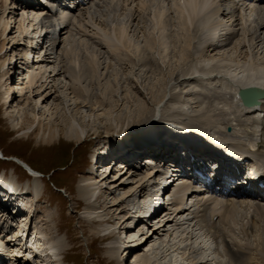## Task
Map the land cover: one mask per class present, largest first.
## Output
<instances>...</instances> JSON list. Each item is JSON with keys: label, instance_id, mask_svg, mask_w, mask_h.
Here are the masks:
<instances>
[{"label": "rangeland", "instance_id": "obj_1", "mask_svg": "<svg viewBox=\"0 0 264 264\" xmlns=\"http://www.w3.org/2000/svg\"><path fill=\"white\" fill-rule=\"evenodd\" d=\"M3 1L6 0H0V64L2 61H4V59H6L4 71L7 73L4 75L5 77H1L2 69L0 68V148L10 158L16 159L17 161H27L33 167L37 168L41 172L46 173L45 176L38 178V182L35 183L37 187L42 189L44 187V192L41 201L35 202L34 204L35 213L33 214L29 225L27 224V227L31 226V230L28 227L30 233L38 231L41 232L42 237H55V239H50V245L53 247V251L56 254L55 258H58V260L51 264H144V262L141 260V256L154 245L155 247H158L157 252L158 256L161 257L162 263H171L177 258H179L180 261H183L181 256H183L185 249L182 248V250L179 249L180 251L177 250L178 247L175 248V245L177 244H182V247L183 245L186 246L189 244L190 247L193 246L194 248H197V252H193L192 248L190 247L189 250L191 251L186 250V257L187 254L188 256L190 255L188 259L191 257L201 258L206 255V258L211 256V258L216 259L218 257V259L221 258L223 261L225 260V262H229L228 258L224 257V246L222 245L219 247L214 242V240L211 241L210 239H206L204 240V243H199L201 242V239L198 235L196 238H190L189 240H186L187 236L182 234L183 229L180 228L182 220L179 222V219H176L178 222L175 220L173 223V228L176 226V222L179 224H177L179 227L176 226V228L179 230H176V228H168L170 225L165 227L161 226L159 229H157L158 233L153 236L151 241L149 240L146 243L138 242L144 241L146 239L150 227L154 229V226L158 225H154V223H152V226H150V223L146 225V220H141L140 223H137V220L139 219H137L135 216V214L138 213L136 210L145 212V208L139 209L138 207L140 202H144V200L146 201V199L149 198L148 194H143L144 191L145 193L148 192L149 187L147 190H143L141 196H138L137 193L135 194L134 191L132 192L131 202L128 203L127 201L121 206V208L126 206L127 210L130 207L129 211L124 214L120 213V207H113L111 208L112 210L110 209L108 212L97 207L94 208L93 206L92 209L90 205L95 203L94 199L91 198V204L87 205V199L78 197L77 186L78 184L88 181L87 178L90 177V172L87 170L89 162L88 160L90 159V154L97 145L100 146V152H104V154L100 155L97 153V160L100 159L99 163L101 165L97 166L96 168L100 170L102 169L101 166L104 167L106 163H108L109 159H111L112 155H114L111 153L112 150L110 148L108 149L106 146L111 140L110 134L114 133L115 131H119V129L124 125H134L140 121L153 123L154 119L151 117L155 116L156 114L160 115L159 123L155 122L156 125L163 124V122L161 123V120L164 119H169L171 122L174 119H181V117H184V119H189L188 115L192 117V121H196L197 123V120L203 121V119L200 118V114H205L204 112L206 111L216 121H222V123L232 125L233 130L231 133L233 134H253L255 130L250 126H236L238 123H243L245 120L247 121L252 119L249 114H246L241 107V110L239 111L238 108H234L233 105H228L223 97L225 96L224 94L216 93L218 94L217 99L214 96L213 99H205V97H202L199 92V82L201 81L200 78L196 77V81L192 78L197 76V73H189L194 66H198L200 69L202 68L200 66L208 65L207 62H210L212 67L219 66L220 68L224 64L230 66L234 64L232 67L233 69L236 68L235 70L228 68L222 69L232 71L236 75H234V78H239V69L243 64H245V62L248 61L247 58L244 57L246 53L251 50V48L252 51L254 50L258 53H255L254 56H256V58L258 57L260 61L264 62V43L259 44L258 41H256L257 31L260 29L262 30V26H258L256 20L264 19L263 7L257 11L258 17L254 18L253 22L251 17H244L242 25V38H238L236 35L231 34V39L229 40V45L227 48L221 52H215L219 55H216L213 58H203V55L199 53V48L196 50L195 47L192 48V46H189L191 43V35L188 32V28L187 32H184L183 34L184 40L186 42L182 40V38L177 39V33L176 37H173L172 35L173 30L176 28L173 22L176 20L174 14L177 11V9H173L172 6H176L175 4L180 2V0H173L174 5L171 2L170 5L168 0L157 1L159 4L154 5L153 8H157L155 9L156 12L161 9L160 7H165L168 10L167 12H164L165 15L163 29L161 26H155L157 24H155V18L152 14L150 17L147 16L148 19L145 16H141L142 18L137 16V19H134L133 14L135 12L140 11L143 14L144 10H142V5L144 4V0H117L115 6L118 10L116 12L117 15L115 14L116 16L114 17L115 20L113 19L114 21L111 20L112 16L110 17L107 15V9L104 8V6L99 7L98 9L100 12H97L98 9L85 4L79 7L75 11V14L73 12L71 15H69V23L67 22L68 28L64 33H61V30L56 27H49L47 28L49 29V33L47 35H40L41 39L42 37H45L43 38L44 40L42 45L44 46V41L45 44H47L43 50L44 52L53 53L54 51L51 50L49 44L51 42L53 43L54 41H57V50H55V54H49V59L47 61H57V57H59L61 60L59 61L58 59L59 63L51 62V64H49L50 62H46L41 64L42 68H38L41 66L39 65V62L43 61L41 60V55H38L39 53L34 52L30 58H26L25 49L26 45L28 44L27 41L30 39V35L33 34L31 29H35L34 33H36V35H34V37H36L37 33L39 32V29L36 30L37 27L35 28L31 25L34 22L32 21L33 17L36 18L39 14L32 15L28 12V10L23 11L22 6H20L19 9L16 7L11 8L13 3L8 2L6 4V7L8 8L6 17L9 16L10 21H7L9 22V26L6 32H4V24H2L1 19L3 14V5L5 4ZM84 7L87 9H84ZM256 7V5H252V7H250L251 9H249L252 16L255 14L254 11L257 9ZM89 8L91 9L89 10ZM170 10L171 13H169ZM9 11H11L13 15H9ZM102 11L106 15L103 14ZM143 17L145 19L144 22ZM150 19L151 21H149L148 24L147 20ZM152 19L154 20L152 21ZM224 19L228 22V24L232 22L230 20L229 23L228 17H224ZM29 21H31L29 24V29L32 34L29 32H24L25 34L23 35L21 27L24 28V26L27 25ZM38 22L39 21L37 19L36 23ZM168 24L172 26L169 37L170 49H168L169 46L166 42L160 41L157 37L159 36L158 33L164 34L166 31L164 28H166L165 26ZM74 26H76V28ZM240 26L241 25L235 26V29L240 31ZM119 27H123L125 29L124 42L128 46L130 45V48L127 46L128 49L116 41ZM158 29L160 31L157 33L156 30ZM244 29H247L246 33ZM106 35L113 39L111 40V44L113 45L114 52H117L115 48H118V55L120 54V57L124 62L121 65L114 60V57L110 53H106L108 50L104 49L97 43L99 40H101V37L105 38ZM146 36L149 37V39ZM164 38L166 37L164 36ZM174 38L177 39L176 45L178 47H175L176 45L172 44V40ZM38 39L35 38V40ZM105 39L103 41H105ZM4 40H6L5 46H3ZM93 40L96 43H94ZM149 40L152 42H149ZM182 44L185 45V47H183ZM250 44H252L251 47ZM166 45L167 49L165 48ZM71 48L74 55L72 54V57L70 60H68L64 58L63 52L65 50L68 52L71 50ZM134 48L138 52H136ZM148 49L149 51L151 50L150 55L153 60V65L146 63L144 57L145 52L148 54ZM165 49L166 52L164 51ZM182 49H186L187 53L189 54L186 55L185 59L180 60L181 54L179 51H182ZM178 52L179 54H177ZM80 54L82 56H80ZM84 55H87L92 59V68L89 67V70H94L95 72L96 69L97 76L95 78V84L84 82L82 77L79 78L80 75L77 74V70L83 61ZM47 63L49 65H47ZM71 65L76 70L74 77H77V79L72 77L69 72H64L63 74L60 73L59 75L55 76V81H53L52 78H49L48 80L50 83L48 82L44 87L39 88L40 85L43 84L42 82L46 79V77L54 76L58 69L62 66L71 68ZM252 66L256 67V65ZM257 66L261 67V65ZM55 67L57 69L54 71ZM33 72L37 73L39 77L42 76V81L36 83V85L29 83L28 76ZM191 76L193 77L190 80L189 77ZM210 80H205L204 84L213 87V89H215L217 86H222V88L227 91L229 97H232L236 92L235 87H232V85H227L226 79L224 78ZM74 85L75 87L77 86V88L73 87ZM16 86L20 89H15ZM21 88L24 89L22 90ZM76 89H78L79 93H77V91L75 92ZM111 89L112 92L110 91ZM46 91L50 92L51 94L48 99H46V95H48ZM108 91L110 95L108 94ZM7 92H9L10 96V106H8V104H3ZM77 100L79 102V109L77 112L80 113L76 115L75 112H72L74 111L73 107H69V110L68 106L66 107V105H68V103L70 104V101L74 102ZM234 101L238 104L236 98ZM62 103L65 106H63ZM60 111L62 114L65 113L64 115L67 114V117H75H73V121L71 120L74 125L81 128V130H85L86 135L88 133L86 136L87 139L85 141L76 142L69 140L66 137H62L61 142L63 144L60 146L55 144L54 147L50 143L42 141V138L48 136L49 127L52 129L56 128V132H58L57 130H60L61 128L66 129L67 123L63 122V118L61 116H58V114H61ZM105 114L106 116L104 117L103 115ZM186 114L188 115L186 116ZM106 117H111L112 120H106ZM248 117L251 118L249 119ZM203 123H206L205 125L209 126V129L224 127L222 123L217 124L214 122L211 124L209 122L207 123V121H203ZM40 126L44 127H42V130L39 132V136L35 137V135H31V132L40 128ZM101 133L105 135L103 138L98 136ZM58 142L59 141L57 140L56 143ZM65 142L66 144H70L66 145ZM120 149L121 148H119V150H115V148H113L114 153H117L115 156L129 159L132 157V155H134L133 153L126 154L125 151ZM135 159L142 162L140 168H135L137 173L136 180L142 179L145 181L144 178L147 177V173H149L150 170L147 162L144 159L143 161L139 159L137 155L135 156ZM17 161L10 160L6 163L0 161V166L8 167L9 171H12V168L14 167L17 177L23 180L28 172L26 168L20 165ZM109 174V179H117L120 178L121 175L116 169H114ZM127 178L128 175H125L121 179L122 181H125V183H128L127 190L132 191L134 188L130 189V186L134 185L135 183L132 184L131 182L130 184ZM110 181L111 180L107 181V184L103 186V196L107 200V202L105 201L106 205L107 203L112 204V198H119L125 191L118 190L115 196L110 195ZM149 182L152 185V180ZM149 182L147 181L146 183L149 185ZM177 184L178 183H174L173 187ZM64 187L74 189L75 191L72 190L74 192L70 194L71 191L69 190V192H66ZM173 187L169 190V193L174 190ZM0 189H2L1 185ZM105 190L109 194H107ZM120 193L122 194L120 195ZM0 197H2L4 202L7 200L6 204L12 203L9 205L11 208H13V212L14 210H18L16 207L22 208L25 206L22 205L23 202L26 204L28 201V198H22L20 196L23 199L21 204L19 201L13 199V196H8L6 194L4 195L3 193H0ZM143 198L144 200H142ZM197 207L198 205H196V208ZM170 208L173 207L167 204V207L164 209V212L161 216L166 215ZM6 210L7 211L0 213L1 221L4 222V220L9 219L13 222L15 219L13 215L15 213L12 215V212H8L7 208ZM247 211L248 208L244 206V208L241 207L240 211L236 213L235 219L238 220V223L239 221H242V223L246 222H243L241 218L243 217L242 215L245 216L246 213L248 214ZM142 212H139V215H141ZM17 213L21 214L22 212ZM189 214L192 216L193 210H188L185 212V216L188 215L187 217H189ZM110 216L112 220L108 221ZM100 218H107V220H98ZM89 219H97L98 222L92 223ZM235 219L229 220L232 221ZM124 220L125 223L121 224ZM229 220L228 223L230 224ZM4 223L5 225H9L8 221H5ZM226 223L222 224L221 227L229 230V224ZM238 223L236 222V224ZM260 224L261 227L264 225L263 222ZM239 226L240 225H237L236 227ZM170 229H172L173 232L172 230L170 231ZM236 229V238H238L237 240L239 243L249 244L250 246L255 244L253 245L255 247L259 246V240L257 241L255 239L258 243L254 240V238L259 239V232H255L256 236L253 235V238L251 237L253 240L249 239V241L242 238L243 235L240 233V228ZM262 229H264V227H262ZM113 232H116V236L110 239H103L104 235ZM239 233L241 234V237ZM4 235V230L2 232L0 228V248L6 249L5 247H9V245L6 243V238ZM31 236L33 237V234ZM140 237L143 239H140ZM124 242L130 245V247L124 251L118 250L117 246ZM17 243H19V241ZM202 246L207 247L202 249ZM116 248L117 251H115ZM222 248L223 251L221 250ZM201 252H204L205 255L201 256ZM219 252L223 255L220 256ZM256 256V252L252 253L250 257H252L254 261L249 257L251 260H249L250 262L247 261V264H260L257 263L258 260ZM188 259L185 260V264H188ZM22 260L24 259H21V261ZM213 262L212 264H216L215 260H213ZM225 262L224 264H226ZM12 263V261H8L4 264Z\"/></svg>", "mask_w": 264, "mask_h": 264}, {"label": "bare ground", "instance_id": "obj_2", "mask_svg": "<svg viewBox=\"0 0 264 264\" xmlns=\"http://www.w3.org/2000/svg\"><path fill=\"white\" fill-rule=\"evenodd\" d=\"M157 1H160V0H144V4L142 5V10H144L143 14L140 11L135 12L136 14L135 13L133 14L134 19H137V16L139 18H142L141 16H145L147 18V16L150 17L152 14L155 18V24H157V25H155V24L154 25L156 27L161 26V28L163 29L164 15H165L164 12H167L168 10L165 7L164 8L160 7L161 9L158 12H156L155 9H157V8L154 9L153 7L155 4L156 5L159 4V3H157ZM219 1L220 0H180V2L175 4L176 6H172L173 9L174 8L177 9V11L174 14V17L176 18V20H174L173 24L176 28L172 32L173 37H176V33H177L178 34L177 39L182 38V40H184L183 34H184V32H187V28H188V32L191 35V39H190L191 43L189 46L190 47L192 46V48L195 47L196 50H197V48H199V53L201 55H203V58L204 57L205 58H207V57L213 58L214 56L219 55V54H217L219 51L221 52L225 48H227V46L229 45V40L231 39L230 30L234 29L233 35H236L238 38H242V32H243L242 31V25H243L244 17L245 16L247 18L251 17L252 22H253V19L258 17L257 11L259 9H261V7H263V10H264V0H259V1L257 0L258 1L257 3L255 1L250 2V1L244 0V1H241V2H243L242 4L237 5L240 7H237V6L234 7V5L231 6L230 5L231 3H228L229 1L226 0L227 1L226 2L227 8H223L218 3ZM3 2L5 4L3 5V11H2L3 14H2L1 19H2V24H4V32H6L8 26H9V22H7V21H10L9 16L6 17V13L8 12L7 11L8 8L6 7V4L8 2L13 3V6L11 8L16 7L17 9H19V7L22 6L23 11L28 10V12L32 15L33 14L34 15L39 14L36 18L33 17L32 21H34V22L31 24L35 28L37 27L36 30L39 29V32L37 33L36 37H34V35H36V33H34L35 29L34 28L31 29L33 34L31 33V31L29 29V24L31 21H29L27 23V25L24 26V28L21 27V30L23 31V33H22L23 35L25 34L24 32H29L32 34V35H30V39L27 41L28 44L26 45V49H25L26 50L25 51L26 58H28V57L30 58L32 53L35 52V53H39L38 55H41V60H43V61L39 62L40 63L39 65L44 64L46 62H48V63L50 62L49 64H51V62L52 63L53 62L59 63V61L61 60L59 57H57V61H47L49 59V54H55V50H57L56 49L57 41H54L53 43L51 42L49 44V46L51 47V50L54 51L53 53L44 52L43 50L47 44H45V41H44V46L42 45L43 40H44L43 38H45V37H42V39H41L40 35L41 36L47 35L49 33V29H47V28H49V27H56L59 30H61V33H64L68 28L67 22L69 23V19H70L69 15H71V13H67V10L64 9L63 5L60 4L58 1L52 3L50 0H38V2H33L32 0H27V2L22 3V0H20V1H18V0H10V1L6 0ZM43 2H45V3H43ZM116 2H117V0L116 1L115 0H88L87 6L90 5L91 7H95L96 9H98L101 6H104V8L107 9L106 10L107 15H109L110 17L112 16L111 20H113L114 17L117 15L116 12L118 10L115 6ZM168 2L169 3L171 2L173 4V0H168ZM171 3H170V5H171ZM48 5L58 7L60 9V14L58 15V14L52 12L51 9H49ZM252 5L257 6L256 7L257 9H255V11H254L255 14L253 16L250 13L251 11L249 10V9H251L250 7H252ZM79 6H80V4L76 5V9L71 10V11L74 12V14H75V10H77V8ZM87 8L84 7V9H87ZM230 8L233 10L231 11ZM90 9L91 8H89V10ZM226 10H227V12H226ZM98 11L100 12L99 9L97 10V12ZM206 12L208 13L207 17L205 15ZM169 13H171V10ZM103 14H105V13L103 12ZM9 15H13V13L11 11H9ZM221 16H223V17H221ZM224 17L229 18V20H228L229 23H230V20L232 22L230 24H228V22L224 19ZM219 18H220V20H219ZM12 19H13V17H12ZM37 19L39 21L38 23H36ZM143 19H144V17H143ZM28 20H29V17H28ZM153 20L154 19H152V21ZM144 21H145V19L143 20V22ZM147 21L149 24V21H151V19L147 20ZM256 22H257L258 26H262V30L260 29L256 33V35H257L256 41H258V43L261 44V43H264V39H263V37H264V19L263 20L257 19ZM103 23H104V21H103ZM237 25H241L240 26L241 32L239 30L237 31L235 29V26H237ZM231 26H233V27H231ZM74 27L76 28V26H74ZM165 27L166 28H164V29L166 31L164 32V34L158 33V31H160L159 29L156 30L157 33L159 34V36H157V37L159 38L160 41L166 42L169 46L168 49H170L169 37H170L172 26H170L168 24ZM203 28H208L209 33L205 34V36L203 37V40L201 41L197 38L198 36L196 35L195 30L197 29L198 32H200L203 30ZM43 30H45V31H43ZM75 30H77V29H75ZM150 30H151V28H150ZM168 30H169V32H168ZM244 30L246 33L247 29H244ZM117 34L118 35H117L116 41L119 44H121L123 47L127 48L128 45L124 42L125 29L123 27H119ZM164 36L166 38H164ZM149 37H151V36H149ZM149 37H147V38L149 39ZM35 38L36 39L39 38V39L35 40ZM105 38L101 37V40H99L97 43L99 45H101L104 49L108 50V52H106V53H110L114 57V60L117 63H119L120 65L122 63H124L120 57V54L118 55V48H115L117 52H114V50H113V45L111 44V40H113V39L107 35L105 36ZM104 39H105V41H103ZM177 39L174 38L172 40V44L176 45ZM150 41L151 40H149V42ZM179 42L182 43L181 41H179ZM94 43H96V42L94 41ZM183 44H186V43H183ZM5 45H6V40H4V42H3V46H5ZM251 45L252 44H250V47H251ZM115 47H117V46H115ZM175 47H178V46L176 45ZM183 47H185V45H183ZM165 48L167 49V45L165 46ZM84 49H85V47H84ZM166 49L164 50L165 52H166ZM131 50L132 51L135 50L136 52H138L135 48H134V50L133 49H131ZM176 50H178V49H176ZM150 51L148 49V54H146V52H145L144 57H145L146 63L153 65V60L151 58ZM253 51H252V48L249 52L247 51L248 53H246L244 58H247L248 61L245 62V64H243L240 67L239 72H238L240 75L239 78H234L236 75L232 71L222 69V68H228V69L235 70L236 68L233 69V67H232L234 64H232V66L224 64L220 68L219 66L218 67H212L211 63L207 62L208 65L200 66V67H202L200 69L198 68V66H194L191 69V72L189 74L197 73V76H195V77L191 76V77H189V79L191 80L192 77H193L192 79H194V80H196V77L200 78L201 81L199 82V86H200L199 92L202 95V97H205V99L206 98L207 99H213L214 97L217 99L218 94H216V93L224 94L225 96H223V97H224V99L228 105H231V106L233 105V107L236 109L238 108L239 111L242 108V110H244L246 114H249L252 117V119H250L251 117L250 118L248 117L250 120H247V121L245 120L243 123H238L237 126L242 125V126H246V127L250 126L251 128H254L255 132L253 134H251V137L253 135H255L256 139L258 137H260L261 138V145H262V148L264 149V122L261 123L263 125L262 128L258 124V123H260L261 112L264 113V99L258 105L245 107L242 105L241 98L238 95L239 90L242 87H246V86L264 87V62L260 61L258 59V57L256 58V56H254V54L257 53V51H254V52ZM179 52L181 54L180 60L185 59L186 55L189 54V53H187L186 49H182V51H179ZM179 52L177 54H179ZM215 52H217V53H215ZM63 53H64L63 54L64 58L70 60V58L72 57L71 55L73 54L72 48L70 51L66 52V50H65ZM6 55H4V56H6ZM56 55H57V52H56ZM80 56H82V55L80 54ZM174 56H176V55H174ZM58 59H59V61H58ZM224 61H226V60H224ZM179 62H181V61H179ZM227 62H230V61H227ZM48 63H47V65H49ZM5 64H6V59H4V61H2V63L0 64V68L2 69L1 70L2 71L1 77H5L4 75H6V73H7L4 71ZM92 64H93L92 59L89 58L87 55L86 56L84 55L83 61L81 62V64L79 65V68L77 70V74L80 75L79 78L82 77L83 81L86 83H89V84H95V82H96L95 78L97 76L96 69H95V72H94V70H91V71L89 70V67H91ZM251 64L256 65V67L252 66ZM257 65H261V67H259ZM40 67L42 68V65L39 66L38 68H40ZM45 67H47V66H45ZM72 68H73V66L71 68H66L65 66L60 67L54 76L46 77V79L42 82L43 84L40 85L39 88L44 87L45 84H47L49 82V80H48L49 78H52L53 81H55V79H56L55 76L59 75L60 73L63 74L64 72H69L71 74V76L74 77L76 70L74 68L73 69ZM56 69L57 68L55 67L54 71ZM237 69H238V67H237ZM41 77H39V75L37 73L33 72L32 74H30L28 76L29 83L36 85V83H39L42 81ZM74 78L77 79V77H74ZM216 78H224V79H226L227 85H232V87H235L236 92L233 95L234 98H233V96L229 97L227 91L224 90L222 88V86H217V87H215V89H213V87H210L209 85L204 84L205 80L216 79ZM210 81H212V80H210ZM17 85H19V84H17ZM51 87H53V86H51ZM73 87H75V85ZM17 88H19V87L16 86L15 89H17ZM46 88H47V86H46ZM75 88H77V86ZM72 89H74V88H72ZM76 91H77V93H79L78 89H76L75 92ZM110 91L112 92V89ZM6 94L7 95L4 98L3 104L4 105L8 104V106H10L11 103H9V97H10L9 92H7ZM47 94L48 95H46V99H48V97L51 96L50 92H47ZM108 94H109V91H108ZM113 94H114V92H113ZM235 98L237 99L238 104H237V102L234 101ZM78 104H79L78 100L74 101V102L70 101V104L68 103V105H66V107L68 106L69 110H70L69 107H73L74 111H72V112H75V114L77 115L80 113V112H77V110L79 109ZM63 106H65V105L63 104ZM65 112H67V111H65ZM185 112H183V113H185ZM204 113L205 114H203V113L200 114L201 115L200 118L203 119L204 122L207 121V123L209 122L211 124L214 122L217 124L222 123V121H216L206 111ZM64 114H62V112H61V114H58V116H61L63 118V122L67 123L66 129L61 128L60 130H57L58 132H56L55 127H54L55 129H52L49 127L48 136L47 137L45 136L44 138H42V141L50 143L54 147L55 144H57L59 146L61 144H63L61 142L62 137H66L67 139L72 140V141H76V142L77 141L78 142L85 141L87 139L86 136L88 135V133L86 135L85 130H81V128L75 126L74 123L72 122L73 121L72 119L74 116L73 117L72 116L67 117V114L66 115H64ZM187 115L188 114H186V116ZM103 116L105 117L106 114ZM188 117H189V119L193 120L191 116L188 115ZM106 120L111 121L112 119H111V117H106ZM262 120L264 121V115H263ZM168 124L169 123H167V125H166V122H165L163 124L156 125L155 123L140 121L139 123H137V124L135 123L134 125H124L123 127H121L119 129V131H115L114 133L110 134L111 140L108 142V144L106 146L108 147V149L109 148L111 149V147L114 144L115 147L117 146V148H121L122 151H125L126 154H132L133 153L134 155H132L131 158H129V159L126 158V160L130 163V166L129 165L126 166L125 162H124V164L120 165L116 169L121 174L120 178H117V179H115V178L109 179L110 178L109 173H111L113 171V167H111L112 161L106 163V165L104 167L101 166L102 169H100V170L97 169L96 167L94 168V170L87 169L88 172H90L89 173L90 177L87 178L88 181H85V183L78 184V186H77L78 197L82 198V199H87V201H88L87 205L91 204L90 199L92 198V199H94L95 203L93 205L91 204L90 205L91 207L92 206L94 208L97 207L103 211L108 212L113 207H120L121 208V206L123 204H125V202H127V201H128V203L131 202V196H132L133 191L135 194L137 193L138 196H141L143 190H147V188L149 187L148 192L145 193V191H144V193H143L145 195L148 194L149 198L146 199V201H145L144 200L145 197H144L142 199V200H144V202H140V205L138 207L139 209L145 208V210H144L145 212H142L140 210H136V212H138V213L135 214V216L137 219H139V220H137L138 221L137 223H140L141 220H146L147 221L146 225L149 223H150V226L153 225L152 223H154V225L155 224H158V225H155L154 229L150 227L146 239L144 241H138V242L146 243L149 240L151 241L153 236H155L158 233L157 229H159L161 226L165 227L167 225L168 226L170 225L168 228H173V223L175 222L176 219H179V222L182 220L181 221L182 224L180 225V228L183 229L182 234L187 236L186 240H189L190 238H196L197 235L201 239V242H199V243H204V240H206V239H210L211 241L214 240V242L218 246L219 245L224 246V248H225L224 257L225 258L227 257L228 261H229V262H225V260L223 261L220 257H219L220 259H218V257L216 259L211 258V256L206 258V255L204 253L205 250H204V252H201V256L202 255H205V256H203L201 258H195V257L192 258L191 257L190 259H188L190 255L188 256V254H187V257H186L185 252H187L189 250V247H190L189 244L186 246L183 245V247H182V244L181 245L177 244V245H175V248L178 247L177 250H179V249L182 250V248L185 249L183 252L184 253L183 256H181V259L183 261H180V259L177 258L175 261H173L171 263H162L161 257L158 256V252H157L158 247H155V245H154L151 248H149V250H147L146 253H144L141 256V258H142L141 260L144 262V264H185L186 259H188L187 260L188 264H212L213 260L216 261L215 262L216 264H224V262L226 264L227 263H230V264H247V261L250 262L249 260H251V259L253 260V258L250 257V255H252V253H254V252H256V255H257L256 256V258L258 260L257 263L264 264V229H262V227H264V225H262V227L260 226L261 225L260 223L263 222V224H264V201H262L261 199H258V197H256V196H253V194L249 190L240 189V190L236 191L234 194H231L228 196L221 194V196L223 198H219V196L216 197L214 204L211 207H209V205H207L206 202H204V199L208 198L211 195L209 193L210 191L209 190L203 191L204 189H203L201 183H199L200 178L197 175H194V176H192V178L190 179V181L188 183H183L182 185H176L173 187L175 181H177V180L180 181L182 179V178H174V180L172 181L170 186L167 188L168 190L164 189L163 196L161 195V190H162L161 186H160L161 180L163 179V183H166L167 182L166 179L168 178V176L163 177V178L158 176L159 171L157 168L160 166L159 164L161 163V161H160L161 157H164V154H165L162 151L166 152V151H168V149H169V151H171L173 148L172 143H173V141H175L174 138H170L169 136H166V134H163L162 131L161 132L159 131L162 129H163V131H165V128H166V126H168ZM222 125L225 127L226 123H222ZM222 125H220V126H222ZM213 126H214V124H213ZM42 127H44V126H40V128L32 131L31 135H35V137L39 136V134H40L39 132L42 130ZM205 127L206 126L203 127V130L197 129V128H195V129L199 130V131H204V130L208 131L209 128L207 129ZM98 136L103 138L105 135L103 133H101ZM57 140L59 141L58 143H56ZM250 140H254V138L253 139L250 138L249 141ZM138 142H140L139 144H142V146L137 148L136 143H138ZM158 143H160V146L156 145ZM65 144H66V142H65ZM69 144L70 143H68L66 145H69ZM100 144H102V143H100ZM262 152H263V150H262ZM0 153L3 154V157H7V155L1 150V148H0ZM120 153H122V152H120ZM4 154H5V156H4ZM100 154H104V152L101 151ZM136 155L139 158L141 156L144 158L146 157L145 159L148 160L146 162H147V165H148L150 170H149V173H147V177L144 178L145 181H143L142 179L136 180V174L137 173L135 171V168L136 169L140 168L141 163H142V162H140V160L135 159ZM90 158H93V161L96 160L97 154L95 155L92 153ZM141 160L143 161V159H141ZM88 161H90V159ZM98 161H100V159ZM23 162L26 165H29L30 167L35 168L30 163H28L27 161L23 160ZM187 162H188V160H187ZM121 163H123V162H121ZM35 169L38 171V174L45 176L46 173L41 172L37 168H35ZM107 172H109V173H107ZM11 175H12L11 172L9 174L7 172H0V185L2 188V189H0L2 191L0 193H3L4 195L6 194L8 196H10V195L13 196L14 198L13 197L12 198L19 201L21 204L23 202V199H22L23 197L28 198L27 199L28 200L27 201L28 206H27V202H26V204H24V202H23L22 205H25L26 207L23 206L22 207L23 209L16 207L18 210H14V212H13L12 211L13 208H11L9 205L12 203L6 204L7 200H6V202H4L2 200V197H0V204H1L0 213L7 211L6 208L8 209V212H12V215L15 213L13 215L15 217L13 222L9 219L4 220V222L8 221L9 225H5V223L3 221H1V219H0L1 231L3 232V230H4V233H5L4 237L6 238L5 239L6 243L9 245V247H5V248H7L10 251L9 254L11 255L10 259L13 262L12 264H33V263H35V264H51V263H55L58 260V258H55L56 254L53 251V247L50 245V239H55V237L47 238L49 240L46 243L45 240L43 242V238H46V237H42L41 232L37 231V232L33 233V237L31 236V238H30L31 240H28L29 236L31 234V233H29L31 230V226L30 227L28 226L30 228V230H29L27 227V224L29 225V222L32 219L33 214L35 213V211H34L35 210V208H34L35 202L38 200L41 201V199L43 197L42 188L37 187L35 185V183L38 182V180L35 178L34 183H32V190L34 191V194L31 196L32 198L28 194L22 195L20 193L21 192L24 193L25 189L26 190L28 189V185L26 184L27 182H24V184H22L24 186H20V184H18L15 181V177H13ZM125 175H128L127 180H129L130 184H131V182H132V184L135 183L134 185L130 186V189L134 188V189H132V191L127 190V184L128 183H125V181H122V179H121ZM95 177H96V179H95ZM157 177H159V178L157 179ZM109 180H111L109 183L110 188H111L110 195L115 196V194L118 190H125V191L123 192V194L120 193V195L121 194L122 195L119 198L115 199V197H113L112 198L113 202L111 201L112 204L107 203V205H106L105 201L107 202V200L103 196L104 195L103 194V186L106 185L107 184L106 182ZM151 180L153 182L152 185L149 182ZM147 181L149 182V185H148V183H146ZM21 187H23V188H21ZM172 187L174 188V192H173V194H169L168 199L172 198V196H174V198L175 197L178 198L177 202L175 204H171V206L173 208H170L169 212L166 213V215H164V216H161L162 213L159 215H155L156 214L155 212H154L155 214L152 212L151 213L152 215L149 216L150 212H147L148 207H151L152 205L155 206L154 205L155 203H157V204L160 203L162 198L164 200L166 198V200H167V197L165 196V194L167 192H169V190ZM64 188H65L66 192H69V190H70L71 191L70 194H72V192L75 191L74 189H69L67 187H64ZM72 190H74V191H72ZM105 192L107 194H109L106 190H105ZM17 194H19V195H17ZM105 197H106V195H105ZM109 198H110V196H109ZM189 198H191V203H192L191 206L189 205V202H188ZM222 204L224 205L225 208H224V210L221 211L218 209V207L221 206ZM195 205H198L199 207H198V210L195 211L196 213H194V215H192L193 217L190 215L192 212L189 214L190 215L189 217H187L188 215L185 216V212L188 210L191 211L192 210L191 208ZM244 206L246 208H248V211H247L248 214L246 213L245 216L242 215L243 216L242 218H244V219L241 218V220H243V222L244 221H246V222L242 223V221H239V223H238V220L235 219V215H236V213H238L240 211V208L241 207L244 208ZM93 207H92V209H93ZM120 208H118V209H120ZM129 208L127 210L126 206H124L123 208L120 209L121 210L120 213L125 214L126 212L129 211ZM154 208H156V207H154ZM153 211H155V210H153ZM17 212H22V213L19 214ZM139 212H142V214L139 215ZM219 212H220L219 218L214 221V219H213L214 215L219 213ZM180 213H181V215H180ZM179 215H180V217H179ZM138 216H139V218H138ZM183 216H185V217H183ZM229 219H235V220L230 221ZM89 220L92 223H94V222H98V220H107V218H104V219L100 218L98 220L97 219H89ZM110 220H112L111 216L108 219V221H110ZM228 220H229L230 224L228 223ZM176 221L178 222V220H176ZM177 222L175 223L176 226L179 225ZM234 222H235V224H234ZM236 222L238 224H236ZM123 223H125V220L121 224H123ZM224 223L229 224V227H228L229 230L221 227V225ZM237 225H240V226L236 227ZM176 226L173 229H175ZM236 228H238V229L240 228V233L243 235L242 238L245 240H249V239L253 240V239H251V237L253 235H255V232L256 233L259 232L258 233L259 239L254 238V240L255 239L257 241L259 240V246H258L259 248L253 246L255 244H252V242H251V244H252L251 246L249 244L239 243L237 240L238 238H236L237 237L236 236V232H237ZM171 230L172 229H170V231ZM176 230H179V229L176 228ZM27 231H29V232H27ZM13 232H14V235H13ZM172 232H173V230H172ZM240 233H239V235L241 237ZM165 234H166V232H165ZM114 236H116V232L104 235L103 239H110ZM25 238H26V240H23ZM140 239H143V238L140 237ZM256 240H255V242H257ZM18 241H19V243H17ZM28 242H29V244H28ZM117 247H118V250L124 251V250H127L130 247V245H128L124 242L122 244H119ZM190 248H192L193 252H197V248H194L193 246ZM202 249H205V247L202 246ZM0 251L3 252V248H0ZM35 251L43 253L44 255L41 254L42 256L34 257ZM62 251H63V249H62ZM115 251H117V248ZM189 251H191V250H189ZM221 255H223V254L220 253V256ZM13 256H14V259L12 258ZM21 256L25 257L24 260H22V261H21V259H23V257H21ZM249 257L251 259H249ZM19 258H21V259H19ZM4 260H5V258H4ZM63 260H64V258H63ZM255 261H256V259H255Z\"/></svg>", "mask_w": 264, "mask_h": 264}, {"label": "water", "instance_id": "obj_3", "mask_svg": "<svg viewBox=\"0 0 264 264\" xmlns=\"http://www.w3.org/2000/svg\"><path fill=\"white\" fill-rule=\"evenodd\" d=\"M251 93H255L256 95H264V89L260 88L258 86H252L249 88H244L240 90V95L241 97L245 100L247 98V96ZM259 103L258 100H255L254 103L250 104V105H257Z\"/></svg>", "mask_w": 264, "mask_h": 264}]
</instances>
